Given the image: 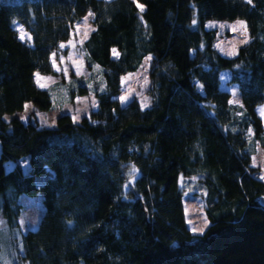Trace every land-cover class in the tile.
<instances>
[{
    "label": "trees",
    "instance_id": "1",
    "mask_svg": "<svg viewBox=\"0 0 264 264\" xmlns=\"http://www.w3.org/2000/svg\"><path fill=\"white\" fill-rule=\"evenodd\" d=\"M137 3L142 12L132 0L0 4V142L28 144L0 157V215L15 254L27 264H264V181L252 163L256 142L264 147L256 112L264 104V0ZM88 12L87 65H100L105 83L96 109L80 122L61 114L52 127L6 119L26 102L51 108L34 73L55 74L52 54ZM238 18L250 40L224 56L205 21ZM147 56L150 105H121L122 76ZM225 69L241 103L220 88ZM8 160L15 165L5 170ZM47 168L53 175L38 186ZM180 176L198 177L205 190L202 233L188 228ZM39 191L43 215L21 232L18 196Z\"/></svg>",
    "mask_w": 264,
    "mask_h": 264
},
{
    "label": "rangeland",
    "instance_id": "2",
    "mask_svg": "<svg viewBox=\"0 0 264 264\" xmlns=\"http://www.w3.org/2000/svg\"><path fill=\"white\" fill-rule=\"evenodd\" d=\"M17 1L20 0H0V4L2 2ZM90 13L88 12L73 24L70 37L60 44V48L53 53L55 54L54 56L52 54L51 61L55 74L34 73V84L40 89L47 90L52 103L51 108L49 110H41L32 102H26L23 110L6 115V119L18 117L24 122L34 121L39 126L52 127L56 124V119L61 114H69L72 119L75 116V122H80L96 109L97 99L95 93L103 90L105 83L103 69L100 65L93 63L91 67H88L86 52L83 47L84 40L94 28L92 14L89 15ZM238 21L244 22L246 31L238 25ZM205 27L216 30L214 46L224 56H234L238 48L250 40L247 22L241 18L234 20L208 19L205 21ZM15 28L19 37L23 36L22 40L29 41L30 35L21 24H15ZM242 41L246 42L242 43ZM233 52L235 53L234 55L231 54ZM149 57L151 58V56L144 58L137 70L122 76L121 91L116 96L121 105H127L134 99L138 100L141 106L146 105L144 107H147L150 105L151 99L148 95V87L151 59H148ZM229 79L230 71L227 69L222 70L220 72V88L230 93V101L232 103H241L237 86L231 83ZM122 95L129 97L124 103L119 99ZM93 101H95L94 107ZM26 105L28 106L27 108L25 107ZM256 112L261 118L264 127V104L257 106ZM251 132L252 130H250ZM27 145L15 146L0 142V157L3 149L11 152H21ZM20 163L23 165L24 171L28 172L29 163L27 158H21ZM252 163L258 168L257 172L254 173V177L264 181V147L258 141L256 142L255 153L252 155ZM14 165V162L8 160L4 162V169L10 170ZM52 175L53 170L47 168L45 173L36 176L37 185L41 186ZM179 185L183 192V206L188 228L192 233H202L198 230L194 232L192 229L203 228L204 231L209 225V220L203 210L202 197L205 190L198 177L180 176ZM18 203L23 207L18 217L20 231L26 232L36 229L44 212L42 193L39 191L37 194L29 195L23 192L18 196ZM205 221H207L206 226ZM6 226V221L0 215V264H27L16 256L12 242L14 234L9 232Z\"/></svg>",
    "mask_w": 264,
    "mask_h": 264
},
{
    "label": "snow or ice",
    "instance_id": "3",
    "mask_svg": "<svg viewBox=\"0 0 264 264\" xmlns=\"http://www.w3.org/2000/svg\"><path fill=\"white\" fill-rule=\"evenodd\" d=\"M132 2L133 3H135L136 4V7L137 8H139L140 10H141V12L144 10V6L143 5H141V4H139V3H137V0H132ZM249 3H251V0H249ZM89 15H91V13L89 14ZM13 23H16L15 21H13ZM193 23H195V21H193ZM238 23V25L241 27V28H244L245 29V31H246V26H245V24H244V22L243 21H238L237 22ZM223 27V26H222ZM235 30V29H234ZM21 38H23V36H21ZM243 42H246V41H242V43ZM61 47H63V45H61ZM113 52H115V50H113ZM231 54H235L234 52L233 53H231ZM55 54H53V56H54ZM148 59H151L150 57L148 58ZM146 79V78H145ZM41 86H43V85H41ZM119 99H120V101L122 102V103H124V102H126L128 99H129V97L128 96H124V95H122V96H120L119 97ZM230 103H231V101H230ZM95 106V101H93V107ZM144 106H146V105H142V107H144ZM26 108L28 107L27 105L25 106ZM22 119H24L23 117H22ZM73 120H74V122H75V120H76V117L74 116L73 117ZM189 223H191V221H189ZM206 224H207V221H205V226H206ZM194 232L195 231H200V232H203V228H199V229H196V228H193L192 229Z\"/></svg>",
    "mask_w": 264,
    "mask_h": 264
},
{
    "label": "water",
    "instance_id": "4",
    "mask_svg": "<svg viewBox=\"0 0 264 264\" xmlns=\"http://www.w3.org/2000/svg\"><path fill=\"white\" fill-rule=\"evenodd\" d=\"M260 200H261L262 203H264V197H262Z\"/></svg>",
    "mask_w": 264,
    "mask_h": 264
}]
</instances>
